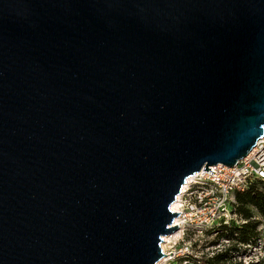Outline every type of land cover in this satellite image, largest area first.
Here are the masks:
<instances>
[{
	"label": "water",
	"instance_id": "1",
	"mask_svg": "<svg viewBox=\"0 0 264 264\" xmlns=\"http://www.w3.org/2000/svg\"><path fill=\"white\" fill-rule=\"evenodd\" d=\"M263 137L264 0H0V264H158Z\"/></svg>",
	"mask_w": 264,
	"mask_h": 264
},
{
	"label": "built area",
	"instance_id": "2",
	"mask_svg": "<svg viewBox=\"0 0 264 264\" xmlns=\"http://www.w3.org/2000/svg\"><path fill=\"white\" fill-rule=\"evenodd\" d=\"M210 167L215 172L202 170L190 177L177 198L176 207L172 205L173 211L181 212L173 226L178 224V230L183 233H202L237 219L236 192L246 191L255 182H264V137L237 165ZM165 253L169 259L171 252Z\"/></svg>",
	"mask_w": 264,
	"mask_h": 264
},
{
	"label": "rangeland",
	"instance_id": "3",
	"mask_svg": "<svg viewBox=\"0 0 264 264\" xmlns=\"http://www.w3.org/2000/svg\"><path fill=\"white\" fill-rule=\"evenodd\" d=\"M235 218L241 222L239 216ZM259 229L262 232L261 238L254 244L239 245V251L232 252L230 264H264V225H260ZM168 236L166 251L174 254L169 259H167L168 256H165L158 264H206V258L224 251L230 245L226 239H220L218 243H213L217 238L215 229L211 234H207L206 231L183 233L178 230L165 237Z\"/></svg>",
	"mask_w": 264,
	"mask_h": 264
},
{
	"label": "trees",
	"instance_id": "4",
	"mask_svg": "<svg viewBox=\"0 0 264 264\" xmlns=\"http://www.w3.org/2000/svg\"><path fill=\"white\" fill-rule=\"evenodd\" d=\"M235 213L241 219H232L229 223L206 231L207 234L217 232V238L228 240L230 245L224 251L206 258V264H230L233 251H239V245L254 244L261 238L260 225H264V182H255L244 192H236ZM190 259V256H188Z\"/></svg>",
	"mask_w": 264,
	"mask_h": 264
},
{
	"label": "bare ground",
	"instance_id": "5",
	"mask_svg": "<svg viewBox=\"0 0 264 264\" xmlns=\"http://www.w3.org/2000/svg\"><path fill=\"white\" fill-rule=\"evenodd\" d=\"M176 205H177V202L173 205L174 207H176ZM169 241V236L168 237H165V241H164V244H163V249L166 251V245H168V244H166V242H168ZM168 247V246H167Z\"/></svg>",
	"mask_w": 264,
	"mask_h": 264
}]
</instances>
